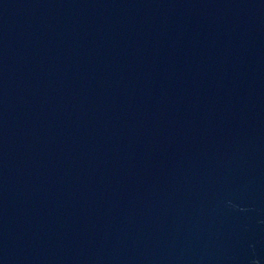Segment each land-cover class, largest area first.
I'll list each match as a JSON object with an SVG mask.
<instances>
[{"label": "water", "instance_id": "95a60500", "mask_svg": "<svg viewBox=\"0 0 264 264\" xmlns=\"http://www.w3.org/2000/svg\"><path fill=\"white\" fill-rule=\"evenodd\" d=\"M0 264H264V0H0Z\"/></svg>", "mask_w": 264, "mask_h": 264}]
</instances>
